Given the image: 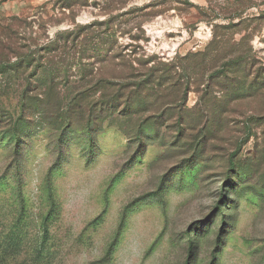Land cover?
<instances>
[{"label": "rangeland", "instance_id": "rangeland-1", "mask_svg": "<svg viewBox=\"0 0 264 264\" xmlns=\"http://www.w3.org/2000/svg\"><path fill=\"white\" fill-rule=\"evenodd\" d=\"M0 264H264V0H0Z\"/></svg>", "mask_w": 264, "mask_h": 264}]
</instances>
